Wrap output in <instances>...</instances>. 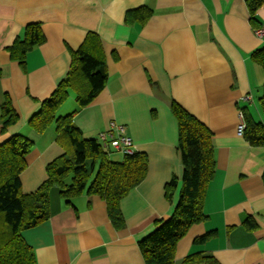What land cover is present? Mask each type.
<instances>
[{"label": "crops", "instance_id": "obj_1", "mask_svg": "<svg viewBox=\"0 0 264 264\" xmlns=\"http://www.w3.org/2000/svg\"><path fill=\"white\" fill-rule=\"evenodd\" d=\"M145 6L152 10L145 23L127 17ZM34 22L46 40L28 52L24 70L7 47ZM263 23L264 3L252 21L245 0H0V144L17 134L34 141L20 176L22 191H37L48 163L65 152L55 124L40 133L29 120L68 74L70 49L90 31L103 42L107 84L87 106L69 103L58 116L73 114L89 138L99 139L112 121L124 124L133 150L148 155L146 178L121 200L122 229L100 195L82 193L68 204L52 187L50 217L22 230L37 264H146L139 241L156 220L172 215L183 183L173 100L210 127L216 158L205 199L208 218L180 240L175 264L195 252L220 264H264V146L238 133L244 108L264 124V68L252 58L264 47V37L254 33ZM7 96L18 120L3 131ZM104 147L113 160L123 159V152ZM174 175L178 185L168 200L165 186ZM210 231L211 238L195 242Z\"/></svg>", "mask_w": 264, "mask_h": 264}, {"label": "trees", "instance_id": "obj_2", "mask_svg": "<svg viewBox=\"0 0 264 264\" xmlns=\"http://www.w3.org/2000/svg\"><path fill=\"white\" fill-rule=\"evenodd\" d=\"M251 20L264 0H245ZM152 10L145 7L132 10L127 17L145 23ZM46 36L41 23H29L23 37L7 47L12 60L26 69L28 52L44 43ZM71 67L52 95L42 101L40 109L30 118L29 126L44 132L55 124L57 140L65 152L47 165V179L37 191H22L21 173L27 166L26 155L34 141L22 135H13L0 144V264H37L34 249L22 236V230L50 217L49 194L54 186L68 204L82 194L100 195L107 203L108 215L118 229L126 226L121 200L136 188L148 174V155L133 151L124 153L122 160H113L98 138L85 137L75 124L73 114L58 116L57 110L75 92L79 107L90 104L104 89L108 70L101 37L90 31L77 49H70ZM254 61L264 68V47L252 54ZM2 67L0 63V77ZM264 112V86L260 97ZM171 110L178 121V147L184 172L179 202L172 215L156 220L155 229L139 241L146 264H175L177 245L194 224L205 221V199L210 181L216 172L213 132L203 121L185 109L179 102H171ZM246 128L243 136L252 145L264 146V124L243 109ZM3 131L18 120V113L7 96L1 107ZM95 175L92 178V173ZM178 185L174 175L165 186V195L171 200ZM248 228L255 224L246 220ZM215 234L207 232L195 239L203 243ZM182 264H220L203 252L188 254Z\"/></svg>", "mask_w": 264, "mask_h": 264}, {"label": "built area", "instance_id": "obj_3", "mask_svg": "<svg viewBox=\"0 0 264 264\" xmlns=\"http://www.w3.org/2000/svg\"><path fill=\"white\" fill-rule=\"evenodd\" d=\"M254 33L257 37H264V23L254 29ZM246 99L252 100L251 96L246 97ZM241 122L238 126V133L243 135L246 128V122L244 119V113L240 111ZM99 139L102 141L103 145L110 147L115 151H120L123 153H132L133 150V137L128 134L127 127L124 124L112 121L109 124L108 129L105 132L99 134Z\"/></svg>", "mask_w": 264, "mask_h": 264}, {"label": "rangeland", "instance_id": "obj_4", "mask_svg": "<svg viewBox=\"0 0 264 264\" xmlns=\"http://www.w3.org/2000/svg\"><path fill=\"white\" fill-rule=\"evenodd\" d=\"M74 96H75L74 94L70 95V97L64 102V104L57 110V112H56L57 115H60L61 109H64V107L66 105H69V103H77V105H78V101L75 100ZM66 114H68V113H66ZM94 175H95V171L92 173V178Z\"/></svg>", "mask_w": 264, "mask_h": 264}]
</instances>
